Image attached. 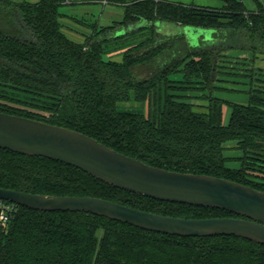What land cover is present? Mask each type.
I'll return each mask as SVG.
<instances>
[{"label": "trees", "instance_id": "16d2710c", "mask_svg": "<svg viewBox=\"0 0 264 264\" xmlns=\"http://www.w3.org/2000/svg\"><path fill=\"white\" fill-rule=\"evenodd\" d=\"M106 1L124 6L123 20L90 24L94 34L80 43L62 31L61 7L77 4L72 0H0V88L21 95L0 102V111L78 130L153 166L264 191L249 177L264 179V83L251 85L246 104L229 101L227 124L225 99L205 95L209 104L200 108L194 97L171 92L185 83L216 88L227 48L251 51L253 59L264 56V4L254 0L250 9L244 0H223L221 8ZM142 21L147 25L136 28ZM159 21L222 31L224 42L192 47L184 35L162 36ZM122 26L126 33L115 36ZM118 51L121 61L105 58ZM180 72L182 79L175 78ZM129 101L141 108L121 105ZM229 143L243 152L239 169L227 165ZM0 187L100 197L176 217L238 216L125 191L72 165L8 149H0ZM0 264H264V245L234 235L173 236L92 213L18 205L9 226H0Z\"/></svg>", "mask_w": 264, "mask_h": 264}, {"label": "water", "instance_id": "95a60500", "mask_svg": "<svg viewBox=\"0 0 264 264\" xmlns=\"http://www.w3.org/2000/svg\"><path fill=\"white\" fill-rule=\"evenodd\" d=\"M186 27L194 32L204 29ZM0 149L60 161L109 185L153 199L218 208L238 216L176 217L100 197L42 195L0 187V198L18 205L46 212L92 213L173 236L234 235L264 245V191L250 185L213 175L153 166L78 130L2 111Z\"/></svg>", "mask_w": 264, "mask_h": 264}, {"label": "rangeland", "instance_id": "374dc122", "mask_svg": "<svg viewBox=\"0 0 264 264\" xmlns=\"http://www.w3.org/2000/svg\"><path fill=\"white\" fill-rule=\"evenodd\" d=\"M28 1L37 2L38 0ZM244 1L250 9H254L257 6V2L254 0ZM259 1L264 4V0ZM72 2L77 4H69L61 7V12L65 15L61 18V21L62 31L76 42L83 43L89 36L94 34V29L90 26V24L96 22L99 26H108L114 24L115 22H119L124 18V6L119 4L110 3L106 0H72ZM145 25H147L146 21H142L135 27H144ZM156 26L158 27L157 31L164 36L171 34L184 35L187 42L192 45V47L200 45L207 46L210 44L218 45L224 42L225 32H218L215 29H199V32H194L188 31L186 26L177 27L174 23L165 21L156 22ZM126 30L127 28L125 26L118 27L115 36L124 35ZM142 34L143 33H138L136 34V37L141 36ZM235 50L238 49L227 48L222 52V56L220 58V74L217 76L218 79L219 77H222V89H219V84L217 83L220 81L217 80L215 82V84H217L215 85L216 88L213 89H210L211 87L200 88L203 87L204 84H195L198 86V88H195V86L185 83L180 84V86L187 87L190 85L193 88L183 89L180 87L172 89L171 92L194 97V102L200 108H205V106L209 104L208 98L203 97L205 95H212L225 99L226 102L223 105V122L224 124L229 123L231 114L229 101L246 104L249 97L248 90L251 85H261L264 83V60L259 58H240L228 54L230 53L228 51ZM105 58L121 61L123 59V53L122 51L114 52L106 55ZM261 67L263 69H261ZM175 78L182 79V73L180 72L176 74ZM12 95L21 96L20 94L11 91L8 87L0 88V102L13 103L7 98ZM121 105L131 109L141 108V105L134 101L125 102ZM144 111L148 114V106H146ZM226 151L227 155H230L228 157V163L232 166V168L239 169L242 165L241 158L243 157V152L235 147V143H229ZM249 177L251 181L264 184V179L261 177Z\"/></svg>", "mask_w": 264, "mask_h": 264}, {"label": "crops", "instance_id": "0c3cea01", "mask_svg": "<svg viewBox=\"0 0 264 264\" xmlns=\"http://www.w3.org/2000/svg\"><path fill=\"white\" fill-rule=\"evenodd\" d=\"M14 1H16V0H14ZM19 1H23V0H19ZM170 1L182 2V3H186V4L194 3V4L200 5V6H208V7H215V8H221V7H223L225 5L223 0H170ZM175 25L177 27L182 26V25L176 24V23H175ZM235 49H238V50L228 51V52H230L228 54H230L232 56H235V57H240V58H249L250 59V58L254 57V54L251 51L242 50V49H239V48H235ZM257 58L264 60V56H258ZM261 69H263V68L261 67ZM218 81H220L219 83H217V84H219L218 85L219 89H222V77H219ZM217 84H215V85H217ZM195 87L198 88V86H195ZM233 88H235V87H233ZM249 90H248V92H249ZM248 100H249V97H248ZM226 152L227 151L224 152L225 156L229 157L230 155H227ZM227 165L229 167H232L228 162H227Z\"/></svg>", "mask_w": 264, "mask_h": 264}, {"label": "built area", "instance_id": "2783aa9c", "mask_svg": "<svg viewBox=\"0 0 264 264\" xmlns=\"http://www.w3.org/2000/svg\"><path fill=\"white\" fill-rule=\"evenodd\" d=\"M18 204L0 198V226L8 227L16 215Z\"/></svg>", "mask_w": 264, "mask_h": 264}]
</instances>
